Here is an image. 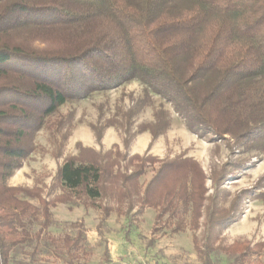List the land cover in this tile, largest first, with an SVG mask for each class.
Wrapping results in <instances>:
<instances>
[{"label":"trees","instance_id":"trees-1","mask_svg":"<svg viewBox=\"0 0 264 264\" xmlns=\"http://www.w3.org/2000/svg\"><path fill=\"white\" fill-rule=\"evenodd\" d=\"M135 80L171 103L199 138L236 146L264 139V0H0V264H12L14 248L31 239L26 218L43 217L40 233L58 203L98 208L101 220L114 211L127 215L138 203L137 212L156 209L157 222L176 219L174 232L202 226L204 245L193 240L205 264H213L216 247L238 263L264 251V241L216 246L237 219L242 196L217 208L216 194L235 171L223 166L208 175L194 157L159 159L79 143L58 167L62 193L53 199L36 187L8 184L34 152L40 129L63 130V105ZM169 117L160 110L138 132L150 131L154 142L170 127ZM102 197L114 204H99ZM79 239L80 233L65 237L68 252Z\"/></svg>","mask_w":264,"mask_h":264},{"label":"rangeland","instance_id":"rangeland-1","mask_svg":"<svg viewBox=\"0 0 264 264\" xmlns=\"http://www.w3.org/2000/svg\"><path fill=\"white\" fill-rule=\"evenodd\" d=\"M160 110L167 111L170 115V123L174 122L172 131L174 136L169 137L166 142L167 149L175 156L196 154L208 175L215 170L219 171L223 166L228 173L235 171L234 175L220 186L215 200L217 208H228L234 197L241 195L238 217L223 229L216 246L242 240H249L252 244L264 241V197L262 196L264 181H259L264 176V139L254 141L247 146L242 144L236 146L235 141L223 138L215 142L200 138L202 141L191 144L190 137H196L187 129L185 121L175 112L172 104L159 95L148 94L143 85L136 80L109 91L92 93L85 99L63 105L60 111L67 118L63 120V130L57 133L46 128L40 129L34 138V152L23 161L24 174L20 173L21 168L17 169L8 179V184L36 187L41 190L43 197L53 199L62 193V188L56 180L61 161L56 158L63 153L67 156L73 154L72 148L69 147V137L75 127L90 128L96 139L95 144L103 152L107 150L100 146L101 140L98 141L97 134L103 136L107 130L112 129L121 140L120 144L115 146L125 154V152L129 153L128 147L131 142L142 133L138 132V128L146 123H153L155 113ZM168 131L164 135H167ZM187 131L190 133L189 138L184 136V132ZM64 135L68 137L65 139ZM125 139L129 141L127 149L124 146ZM77 144L75 155L78 153ZM229 145L233 146V150ZM125 164L123 161L122 165ZM157 167L158 163L149 165L141 182H147ZM206 184L207 195H213L211 179H207ZM32 202L40 206L37 199H32ZM98 203L114 204L107 197H102ZM128 204L127 202L123 205L124 210L128 208ZM136 204L127 215H118L114 211L108 219L101 220L102 211L98 208L86 207L81 203L78 205L58 203L51 207L49 225L40 233L43 217L41 215L35 219L28 217L27 230L32 237L14 248L11 252V263L205 264L195 250L193 240L196 235L200 245H204L202 226L196 231L187 226L183 231L174 232L172 224L176 219H168L166 215L157 222L156 209L147 207L137 212ZM76 206H81L80 211H76ZM89 210L92 213H88ZM185 220L189 223V217ZM203 221L204 218L201 219V223ZM79 233L78 245L68 252L64 243L65 237L74 238ZM212 260L213 264H260L259 261H264V251L258 257L255 256L252 263H238L233 256L223 253L216 247L212 253Z\"/></svg>","mask_w":264,"mask_h":264},{"label":"crops","instance_id":"crops-1","mask_svg":"<svg viewBox=\"0 0 264 264\" xmlns=\"http://www.w3.org/2000/svg\"><path fill=\"white\" fill-rule=\"evenodd\" d=\"M173 129H174V122L171 123V127L168 129L169 131H168L167 135H164V134L159 135L154 140V142H152V134L150 133V131H144V132L138 134L137 138H135V140H133V142H131V145L128 147L129 154L130 155H133V154H141L142 155V154L148 153V154H151L153 156L158 157L159 159H164L166 157H169V158L175 157V154L167 149V142H166L167 139H170L169 137L174 136V134H172ZM190 133L188 131L184 132V136L189 138ZM114 134H115V132L112 129L107 130L101 138V145L100 146H103V148L108 150V149H111L115 145H119L121 140H120L119 136H117V134H115V135ZM191 134L196 137V138L190 137L191 144L192 143L197 144L198 141H202L197 135H195L193 133H191ZM69 138H70L69 139V147L72 148V151H71V152H73L72 155H75L74 150L76 148L77 143H82L83 146H88V147H92L96 150H100V147H98L95 144L96 139H95L94 133L90 130V128H88L86 126L81 127V128L75 127ZM66 156H67V154L63 153V155H61L60 157H58L56 159L60 160L61 164H62L64 161V158ZM184 156L194 157L195 159L200 161L199 156H197L194 153H188V154H185ZM20 171H22L20 173L24 174V171H25L24 167H21ZM11 186H13V185H11ZM30 201L32 202V200H30ZM75 209H76V211L77 210L80 211L81 206H76ZM89 211L90 212H88V213H92L91 210H89ZM72 212H74V211L72 210ZM81 212H82V210H81ZM84 213H86L85 209H84ZM113 261H115V259H113Z\"/></svg>","mask_w":264,"mask_h":264}]
</instances>
